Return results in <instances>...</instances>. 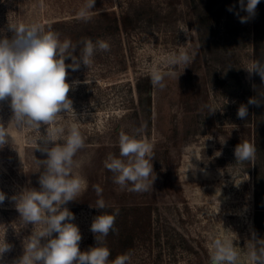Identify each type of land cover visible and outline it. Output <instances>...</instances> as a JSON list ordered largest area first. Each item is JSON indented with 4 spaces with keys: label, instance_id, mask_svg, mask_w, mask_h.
Returning <instances> with one entry per match:
<instances>
[{
    "label": "rangeland",
    "instance_id": "obj_1",
    "mask_svg": "<svg viewBox=\"0 0 264 264\" xmlns=\"http://www.w3.org/2000/svg\"><path fill=\"white\" fill-rule=\"evenodd\" d=\"M85 3L0 0V38H12L9 25L80 19L77 14ZM218 6L219 32L212 42L238 29L232 45H224L227 53L221 58L199 51L197 30L189 25V0H95L85 25L101 29L91 39L106 40L110 51L98 50L90 68L81 63L77 71L68 72L69 84L79 81L68 93L78 121L61 113L53 124H42L39 130L17 128L10 123V98L0 101V123L13 138V143L9 137V143L0 149V192L6 196L0 204V238L12 245L0 264L18 260L28 238L43 227L26 225L11 199L26 189L40 188L44 168H38L36 160L47 156L36 149V140L46 134V128L55 127L63 129L66 139L73 124L85 140V147L74 157L73 171L86 180L87 188L66 207L75 216L71 222L80 230L81 251L95 244L90 226L98 215L95 207L100 197L94 186L99 185L106 205L142 207L138 221L144 227L136 247L129 252L130 264H209L210 243L216 238L231 240L241 254L240 264H249L246 244L255 234L253 161L250 167L246 162L237 163L233 140L252 143L248 118L237 117L246 99L244 88L260 89L264 118V81L244 68L255 59L264 61V0L246 23L239 19L247 16L240 10L239 0H218ZM102 13L128 14L132 23L111 32L107 21L100 20ZM180 51L192 56L186 68L167 63L170 55ZM228 57L238 61L240 81L227 66ZM153 70L176 75L165 77L163 89L152 88L147 108L138 103L134 83L137 76ZM209 107L215 111L210 112ZM122 131L153 146L150 179H155L148 191L122 190L104 166L109 153L119 156Z\"/></svg>",
    "mask_w": 264,
    "mask_h": 264
},
{
    "label": "clouds",
    "instance_id": "obj_2",
    "mask_svg": "<svg viewBox=\"0 0 264 264\" xmlns=\"http://www.w3.org/2000/svg\"><path fill=\"white\" fill-rule=\"evenodd\" d=\"M259 3L260 0H247L246 4L244 0H239L240 10L247 13V16L239 17L241 23L255 17ZM94 5L95 0H86L78 17L90 19L89 12ZM228 10L232 11L233 8L230 6ZM236 14L239 15L238 12ZM9 28L14 33L12 38H0V101L10 98L13 112L10 123H14L17 128L28 126L39 130L42 124H53L61 113L71 114L78 121L68 93L79 81L69 84L66 80L67 69L77 71L81 63L90 68L95 53L98 50L110 51V44L104 39L94 42L85 38L83 48L79 56H76L74 53L77 46L67 39L61 41L59 33L44 31L35 24L9 25ZM69 58L72 63L66 64L65 60ZM191 60V55L180 51L170 55L167 63L172 66L184 65L186 68ZM244 68L249 75L258 74L264 81V61L255 59ZM175 75V72L153 70L150 79L154 88L163 89L166 86L165 77ZM260 103L261 99L257 97L248 100L251 105L259 106ZM209 111L215 110L209 107ZM237 117L241 120L248 117L247 105L239 106ZM139 131L135 130L137 134ZM9 137L11 135L8 128L0 123V149L9 143ZM61 140L63 142L58 143ZM11 141L13 143L12 137ZM50 144L54 146L49 147ZM118 146L119 156L109 153L104 161L105 168L113 173V183L122 190L148 191L155 179H150L153 173V146L138 139L136 134L129 135L123 131L119 134ZM84 147V137L76 124L71 126L66 139L63 129L55 127L46 128V134L40 135L36 140V149L47 156L44 160H36L38 168L41 165L44 168L39 176L40 188L26 189L11 199L26 225L43 227L28 238L24 254L13 264H130L129 253L109 260L111 251L104 240L110 232L116 231L115 221L119 209L112 213L102 211L107 205L102 198L103 189L99 185L94 186L100 197L95 208L101 210V214L93 218L90 226L97 246L87 251L80 250L82 236L78 226L71 222L75 216L66 205L77 200L87 188L86 180L73 171L76 165L74 157ZM256 151L255 145L248 141L237 144L234 149L237 163L254 161ZM5 198V194L0 192V204ZM42 238L44 243L41 242ZM246 248L249 264H264V239H257L253 233ZM11 249L12 245L0 238V260ZM240 255L231 240L216 238L210 243L209 264H240Z\"/></svg>",
    "mask_w": 264,
    "mask_h": 264
},
{
    "label": "trees",
    "instance_id": "obj_3",
    "mask_svg": "<svg viewBox=\"0 0 264 264\" xmlns=\"http://www.w3.org/2000/svg\"><path fill=\"white\" fill-rule=\"evenodd\" d=\"M217 1L218 0H189L191 13L189 25L194 26L197 30L199 51L203 53H216L217 57L221 58L227 53V49L224 45L230 43L232 45V37L236 35V30L238 29L234 28L235 31L232 32L231 30L230 35L228 32V36L218 37L216 41L212 42V39L219 32V15H217L216 12H218L221 7H216ZM102 15L103 18L100 20L107 21V29H109L108 31L111 29V32H116L120 28H125L132 23V18L128 14L121 17L117 15L109 16L107 13H102ZM85 22L86 20L74 18L72 20H57L46 24H40L39 26L44 31L51 30L59 33L61 41L66 39L70 40L72 44L77 46V51L74 55L79 56V52L83 46V40L85 38L91 39L96 32L101 31L98 26L85 25ZM226 24L228 25L227 22ZM227 59L229 60L227 66H231V71L234 73L233 75L236 77L238 76V81H240L239 73L241 72V68L238 61L230 59V57ZM65 63H72L71 58L66 59ZM69 70L71 69H67V72H69ZM134 87L137 93L138 103L149 108L153 88L150 73L137 76ZM261 93L260 89L250 88L249 86L243 90V94L246 96L243 104L248 107L247 118L252 126V144H254L257 149L256 159L252 164L255 202L254 223L255 237L257 239H264V118L261 117L263 113V111L260 110L261 105L248 104V100L251 97L261 99ZM233 142L236 144L241 143L238 140H233ZM246 163H248L249 166L250 162ZM116 209H119V215L116 217L115 221L116 231L110 232L104 240V244L111 251V256L109 257L110 261L117 255L132 251L136 247L140 237L139 233L144 227V225L138 221V216L142 211V207L135 205L118 207L107 205L102 211L112 213ZM99 214H101V210L98 209V215ZM95 246H97L96 240L94 247ZM174 247V245H171L172 249Z\"/></svg>",
    "mask_w": 264,
    "mask_h": 264
}]
</instances>
